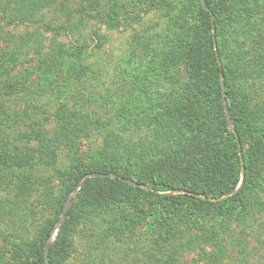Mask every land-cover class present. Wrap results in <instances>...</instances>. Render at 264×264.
I'll return each mask as SVG.
<instances>
[{
  "label": "trees",
  "instance_id": "obj_1",
  "mask_svg": "<svg viewBox=\"0 0 264 264\" xmlns=\"http://www.w3.org/2000/svg\"><path fill=\"white\" fill-rule=\"evenodd\" d=\"M61 1L0 0V27L2 24L35 23V18L47 10L69 12L70 7H58ZM185 1L196 5V10L190 13L193 21L186 30L187 41L192 39L191 46L175 49L170 58L171 63L176 64L188 55L180 65L182 69L178 67L175 70L179 72V85H168L169 91L156 93L153 91L158 86L153 78L154 69L150 71L145 91L148 95H157L158 101L152 100V105L149 102L148 107L152 112L144 117L145 123L139 127L135 122L138 113L129 109L119 111L122 117L111 112L108 118L85 114L80 109H68L70 94L77 92L79 86L87 82L88 73L91 72L86 59L96 49L92 53L88 37H81L85 42L77 47L58 45L55 48L51 45L48 53L42 50V43L35 39L36 35L29 39L37 45L30 50L40 59L37 70L41 80L35 85V103L29 111L20 113L8 106L5 100L4 103L0 101V176L9 177L5 184L7 194L15 192V202L9 209L4 208L3 199L7 197L0 195V217L5 216L10 220L6 229L13 232L11 244L17 264H46L45 245L59 224L68 195L87 176L108 172L147 186L150 191L119 179L89 180L72 204L60 237L50 250V264H63L59 261V252L66 243L71 242L80 230H87L88 227L91 230V227L98 226L104 211L122 199L125 203L134 199L145 200L151 204L158 218L166 220L161 228L156 229L158 241L155 244L159 247L166 239L165 244L160 245V250L169 240L184 234L183 228L214 214L218 220L234 218L241 228L239 240L245 263L254 256L258 259L264 252V226L256 229L257 216L264 212H259L262 203L256 196L259 181L264 182V117L260 107L264 106V102L260 106L254 104L252 97V94L255 99L259 97L260 93H255L254 87L255 81L264 80V65L260 59L252 63L251 57L257 55L249 47L264 45V35L253 32L243 23L240 13L243 4L240 0H204L209 11L201 5L200 0H182ZM123 14L121 11L122 17ZM125 15L129 16V12L125 11ZM118 18L116 22H119ZM108 20L109 17L106 25L113 28ZM72 26L66 25L67 34L73 35ZM50 28L57 31V28ZM214 30L219 55L215 52ZM77 32L82 36L79 30ZM22 41L26 44L27 40ZM100 41L95 46L97 50L101 47ZM27 46L28 41L22 45L24 51L29 50ZM7 58L9 70L6 72L9 73L14 70V65H19L21 57L10 54ZM32 76L31 71L22 75L26 86L32 84ZM16 89L17 86L13 85L15 94ZM6 96L10 100L7 91ZM59 104L61 111L53 116L57 121L54 131L56 147L58 144L65 145L69 138H83L96 131H105L106 135L98 162L89 166L76 165L66 175L69 187L50 194L49 199L57 194L51 201L52 205L48 204L52 219L47 218L35 236L32 231L37 213L25 209L26 192L22 187L28 185L32 172L44 166L45 160L50 165L54 162V146L33 148L30 143L31 140H39L45 132L40 123L41 116L48 118L49 107ZM255 107L260 109L256 110ZM226 108L236 132L230 126ZM64 109H67L68 116L64 114ZM15 118L18 120L14 121ZM122 119H128L129 125L121 124ZM13 122L17 123L10 126ZM27 122L32 123L29 126ZM17 124H23L31 131L19 134ZM21 141L25 142L18 144ZM241 151L244 152L246 176L244 184L236 192L244 167ZM19 171H22L19 177L21 181L11 180ZM6 202L11 205V198ZM166 214L167 217H164ZM29 221H32L31 224ZM218 230L214 227L210 234L203 233L200 239L179 246V249L181 252L200 251L202 238L211 239L218 247L221 241ZM0 238L4 239L1 231ZM251 242L256 245L250 249L253 256L249 251ZM201 251L207 256L204 249ZM225 257L226 253L222 259Z\"/></svg>",
  "mask_w": 264,
  "mask_h": 264
},
{
  "label": "rangeland",
  "instance_id": "obj_2",
  "mask_svg": "<svg viewBox=\"0 0 264 264\" xmlns=\"http://www.w3.org/2000/svg\"><path fill=\"white\" fill-rule=\"evenodd\" d=\"M240 1L243 4L240 11L243 23L248 29H253V32L258 31L264 35V0ZM200 2L203 6L202 0ZM61 5L70 7L72 11L70 8L69 12H61L58 9L47 10L35 18V23L1 25L0 101L4 103L5 100L8 106L20 113L29 111L30 106L35 103L37 97L34 93L35 85L41 79L37 70L40 59L38 60L39 57L30 50L32 46H37L34 45V41L29 40L33 36L36 35L35 39L42 43L40 46L45 53L50 52L51 45L55 48L58 45L66 48L80 46L85 42V39L81 37H88L92 53L96 49L94 54L86 59V64L91 72L88 73L87 82L81 84L77 92L74 91L70 94L67 102L68 109H80L82 113L104 117L111 112L117 116L122 109H129L138 113L135 121L138 127L143 126L144 117L152 112L151 108L148 107L149 102L151 101L152 105L154 101H158L156 100L157 95L154 94V97L145 91L150 71L154 69L153 78L158 86H155L153 91L156 93H166L170 89L168 85H173V87H177L176 84L179 85V79H177L179 72L175 70L178 67L182 69L180 65L183 64L188 55L183 56L184 59L176 64L171 63L170 58L175 49L180 48L181 50L185 46H191L192 39L189 38L187 41L186 30L193 21L190 13L196 10V5H192L188 1L184 3L182 0H63L58 4V7ZM121 11L124 12L123 17ZM125 11L129 12V16L125 15ZM108 17V23L112 24L113 28L111 25H106ZM117 18L119 22H116ZM67 24H73L71 28L74 31L73 35L66 33ZM49 27L57 28V31H53L52 28L49 30ZM77 30L81 32L82 36L77 34ZM215 32L214 30L215 52L219 55ZM23 39L28 41L29 50H23L22 45L27 44V41L24 44ZM99 41L101 47L97 50L95 46ZM249 47L253 48L257 55L251 57L252 63L260 59L263 66L264 45H249ZM10 54H18L21 58L19 65H14V70L8 73L6 72L9 70L7 57ZM219 64L222 67L221 60ZM27 71H31L33 74L34 83L32 81V84L28 83L26 86L21 77ZM13 85L18 88L16 89L17 94L13 91ZM6 91L10 100H7L8 96L4 97ZM254 92L260 93L257 99L252 94L254 104L260 106L264 102V80L255 81ZM260 107L262 108L261 115L264 117V106ZM59 109H61L60 104L50 106L48 118H45V115L41 116L40 123L43 124V131L45 132L39 140H31L30 143L33 148L38 146L51 148L54 146L52 147L54 149V162L50 165L45 160L44 166L40 164L42 167L32 172L33 176L27 182L28 185L26 184L25 188L22 187L26 192L24 195L26 199L25 209L37 213L36 219L33 221L34 231H32L35 236L43 228L47 218L52 219L48 204H51L57 194L49 199L50 194L69 187L67 184L69 178L67 179L66 175H69L76 165L89 166L91 163L98 162L106 135L105 131H96L83 138H69L65 145L58 144L56 147L54 131L57 129V121L53 116L61 111ZM255 109L260 108L255 107ZM108 111L110 112L108 113ZM64 114L68 116L67 109H64ZM119 116L122 117L123 115L120 113ZM16 123L13 122L10 126ZM31 123L27 122L26 124L30 126ZM120 123L129 125L130 121L122 119ZM16 130L19 134L31 131L29 128L26 129L23 124L21 126L17 124ZM16 135L13 134V136ZM24 142L21 141L18 144ZM240 155L243 161L244 152L241 151ZM243 166L242 181L236 192L244 184L246 176L244 161ZM21 172L19 171L10 179L20 182ZM22 176L24 177L23 173ZM7 177L0 176V195L7 197L3 199L5 209L12 207L15 202V192H10V195L7 194L8 188L5 186L9 179ZM97 178L119 179L134 187L140 186L142 189L150 191L149 187L118 177L113 172L87 176L68 195L59 224L45 245V252L49 249L50 253V250L56 245L72 204L78 199L84 185L89 180ZM259 185L256 196L262 203V208L260 207L259 210L262 212L264 210V182L259 181ZM14 186L18 187L17 184ZM10 198L11 205L6 202ZM257 217L256 229L262 228L264 226V212ZM8 221H10L9 218L0 217V224H2L0 231L4 236V239L0 238V264H17L13 257L14 249L11 244L13 232L6 229ZM165 221L164 218L157 217L151 204L145 200L143 202L134 199L125 203V200L122 199L104 211L98 226L91 227V230L88 227L87 230L82 229V231L77 232L73 236L75 238L66 243L68 246L60 249L59 261L63 264H264V252L260 254L258 259L254 256L250 261L248 260V263H245L239 240L241 228L236 224L234 218L218 220L216 215L210 214L187 228H183L184 234L182 233L174 240H169L160 250V245L165 244L166 239L158 247L155 244L158 241L156 229L161 228ZM31 222L28 223L31 224ZM29 224L28 226H30ZM214 227L219 229L217 235L221 241L218 247L214 245L215 243L211 239L202 238L200 240V247L206 251L207 256H204L201 249L200 251L184 250L187 252H181L179 246L200 239L199 236L203 233L210 234ZM250 245L249 251L253 256L250 249L256 245L252 242ZM225 253L226 257L223 260L222 256ZM200 255L205 259H202ZM48 260L50 264L49 255Z\"/></svg>",
  "mask_w": 264,
  "mask_h": 264
},
{
  "label": "water",
  "instance_id": "obj_3",
  "mask_svg": "<svg viewBox=\"0 0 264 264\" xmlns=\"http://www.w3.org/2000/svg\"><path fill=\"white\" fill-rule=\"evenodd\" d=\"M202 4H203V7H204L207 11H209V10L206 8V6H205L204 0H202ZM226 113H227V117H228L229 123H230V125H231L233 131L236 132V131H235V128H234V124H233V122H232L231 119H230V116H229V113H228L227 108H226ZM45 255H46V264H49V260H48L49 249L46 250Z\"/></svg>",
  "mask_w": 264,
  "mask_h": 264
}]
</instances>
